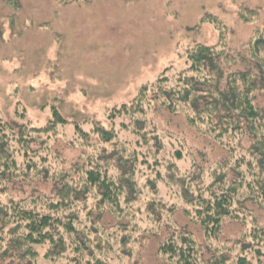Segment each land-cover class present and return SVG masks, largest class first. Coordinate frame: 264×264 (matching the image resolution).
Listing matches in <instances>:
<instances>
[{
    "label": "rangeland",
    "instance_id": "374dc122",
    "mask_svg": "<svg viewBox=\"0 0 264 264\" xmlns=\"http://www.w3.org/2000/svg\"><path fill=\"white\" fill-rule=\"evenodd\" d=\"M260 34L264 0H0V120L11 125L17 138H27V156L37 163L29 175L6 180L10 195L17 201L59 199L60 174L79 192L85 188L80 167L89 169L91 159L106 153L92 132L97 124L115 129L119 142L129 140L128 164L134 153L138 163L146 160L138 164L130 202H121L122 211L96 207L99 193L94 188L89 198L94 212L86 211L74 222L78 232L68 236V252L51 260L45 257L49 244L37 247L39 264H78L73 258L82 264H174L160 255L159 247L185 236L196 241L205 263L225 254L229 264L244 247L253 246L248 234L264 229L260 204L245 201L244 218L225 219L209 238L195 213L186 212L191 206L182 197L184 181L171 178L169 168L172 163L178 167L190 191L210 183L215 172H226L231 181L237 177L231 166L242 154L240 131L218 137L220 130L211 131L210 125L190 124L191 113L184 106L170 111L158 100L147 106L144 118L149 144L138 145L132 126L123 128V122L136 117L113 123L109 115L115 107L130 105L166 69L167 84L175 85L178 74L189 67L187 51L197 44L224 50L230 58L222 62L226 74L244 69L249 43ZM257 94L264 105V92ZM54 108L70 123L54 125ZM75 123L91 132L88 140L77 137ZM250 144L245 135L241 146ZM23 145H16L17 154L24 155ZM130 170L128 166L127 174Z\"/></svg>",
    "mask_w": 264,
    "mask_h": 264
},
{
    "label": "trees",
    "instance_id": "16d2710c",
    "mask_svg": "<svg viewBox=\"0 0 264 264\" xmlns=\"http://www.w3.org/2000/svg\"><path fill=\"white\" fill-rule=\"evenodd\" d=\"M249 45L250 54L243 58L248 60L247 66L226 74L222 62L230 58L224 56V50H217V46L197 44L187 51L189 67L178 74L175 85L167 84L171 79L166 76V69L152 87H144L130 105L115 107L109 115L113 123L123 116L136 117L130 124L123 122L122 127L129 130L132 126L131 133L137 137L135 142L138 145L141 142L149 144L144 118L148 112L147 106L158 100L170 111L184 106L191 113L188 116L190 124L210 125L211 131L220 130L218 137H223L225 132L240 131L238 145L242 154L237 156L235 166H231L237 175L231 181L227 180L226 172H215L210 183L190 191L178 167L173 163L169 166L173 172L171 178L175 177L176 182L184 181L182 197L191 206V209L186 208V212L190 216L192 212L195 213L209 238L218 233L225 219L244 218L241 213L245 212V201L256 202L264 208V105L258 102L257 94L259 91L264 92V35H258ZM233 61L236 59L233 58ZM52 119L54 125L70 123L56 108L53 109ZM74 130L78 138L88 140L91 136V132L79 123L74 124ZM92 132L101 145L99 149L106 153L91 159L89 169L80 167L85 188L79 192L69 184L65 175L60 174L56 179L64 182L58 192L59 199L37 197L17 201L5 187L6 180L29 175L37 163L32 155L27 156V138L22 134L17 138L11 125L0 120V245H3L0 261L13 258L9 264H39L37 247L47 244L50 248L45 254L46 258L53 260L57 255L66 254L70 248L68 236L78 232L74 222L88 212H94L89 211L90 193L94 188L99 193V203L94 202L96 207L111 205L112 212H120L123 210L121 202H130L128 191L136 184L138 164L146 160L138 163L139 155L134 153L133 162L128 164L129 140L119 142L115 129L97 124ZM245 135L251 142L248 148L241 146ZM18 140L24 144L19 148L25 151L24 155L17 154ZM106 145L112 146V149L109 150ZM176 154L178 159H182L180 151ZM161 160L157 159L156 163ZM224 165L228 167L230 163ZM128 166L131 167L130 174H127ZM2 185L4 189H1ZM248 237L253 246L244 247L238 258L230 259L229 264H264V229L253 228ZM127 240L124 238L123 242ZM79 245H85L82 239ZM80 246L76 249L79 250ZM159 253L174 264H208L202 258L196 241L190 236H185L181 242L175 238L166 240L159 247ZM227 260L225 254H220L212 264H226ZM72 261L82 264L77 258ZM87 262L91 263L89 260Z\"/></svg>",
    "mask_w": 264,
    "mask_h": 264
}]
</instances>
